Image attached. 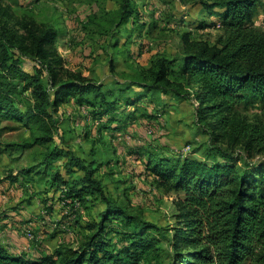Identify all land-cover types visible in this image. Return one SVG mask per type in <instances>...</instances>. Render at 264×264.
Returning <instances> with one entry per match:
<instances>
[{"label":"trees","instance_id":"trees-1","mask_svg":"<svg viewBox=\"0 0 264 264\" xmlns=\"http://www.w3.org/2000/svg\"><path fill=\"white\" fill-rule=\"evenodd\" d=\"M179 1L218 20L214 26L221 35L216 44L185 33L180 56L160 57L114 89L67 69L58 48L63 29L18 17L6 0H0V125L11 120L35 132L31 140L6 147L19 152L46 148L38 164L19 175L27 177L30 187L37 176L49 179L46 193L70 207L75 212L73 225L89 232L79 247H63L38 260L14 255L0 244V264H141L156 250L157 227L109 197L95 178L112 159L94 164L65 146L56 118L65 105L73 103L92 122L87 139L115 138L127 134L123 125L127 119H138L140 110L150 118L157 116L148 107L161 110L170 92L198 103L197 122L211 130L214 140H226L231 148L242 145L249 154L264 153V123L248 122L237 109L264 101V31L255 23L264 12V0ZM117 5L113 26L137 23L141 15L133 0ZM27 61L32 71L26 69ZM114 150L112 156L118 154ZM232 153L210 146L205 161L172 154L155 159L149 155L144 163L160 187L181 195L176 201L180 227L171 240V264H264V161L239 165L242 159ZM90 154L97 155V150ZM142 156L139 153V163ZM97 194L105 202L100 223L83 226L82 216ZM113 223L121 226L123 240L110 238Z\"/></svg>","mask_w":264,"mask_h":264},{"label":"rangeland","instance_id":"rangeland-1","mask_svg":"<svg viewBox=\"0 0 264 264\" xmlns=\"http://www.w3.org/2000/svg\"><path fill=\"white\" fill-rule=\"evenodd\" d=\"M6 1L12 13L18 17H32L40 24L63 29L58 48L66 61L67 69L114 89L124 82L128 83L132 75L149 68L158 58L180 56L183 52V34L191 33L193 40L210 45H215L221 35V31L214 26L218 24L214 16H209L200 8L191 10L179 0H133L139 7L141 17L136 19L137 23L121 28L112 25L120 0ZM188 14L189 17L186 16ZM187 22L191 25L184 24ZM255 23L264 31V12L256 17ZM32 66L29 61L25 64L29 71H32ZM168 95L171 96L164 98L166 104L161 110L155 111L154 106L150 104L153 107L151 113H156L157 116L150 118L140 110L138 119H127L123 125L127 134L121 133L115 138H110L109 135L103 138L93 135L87 139L86 135L93 127L92 122L86 118L82 109L75 106H64L62 113L56 115L57 128L65 133L63 142L67 141L66 147H71L94 164L112 159V164L104 166L95 175L106 194L126 203L133 211L140 213L142 218L157 227L153 232L159 240L156 250L141 264H171V240L180 227L177 222L176 201L181 195L165 191L150 176L144 168L149 155L155 159L157 156L179 154L181 158L187 156L205 161L207 149L210 146H218L242 159L239 165L244 164V161H264V153L249 154L242 145L231 148L226 140H214L211 130L203 123L197 122L196 108L199 105L195 100L179 99L170 92ZM237 109L248 122L264 123V101L240 104ZM33 135V130L18 122L3 121L0 125V156L5 155L9 161L14 162V167L28 168L38 164L40 154L46 150L45 147L35 146L22 152L6 147V144L10 143L22 144L31 140ZM100 140L103 142L100 143ZM115 145H118V148ZM106 147L108 151L105 150ZM93 148L97 150V155L90 154ZM114 149L118 153L116 156L111 155L115 152ZM139 153L144 155V161L141 163L137 161ZM117 159L119 161L115 162ZM61 165L59 162L58 168ZM37 178L34 186L25 193L26 197L20 202L26 206L29 201L33 202L28 216L24 218L30 217V220L23 224L29 225L26 229L30 228L35 233L38 241H34V244L39 245L40 241H46L48 250L54 252L63 247H79L85 242L89 232L80 225H73L75 212L70 207L56 200L53 193H46L49 179L44 181L40 176ZM31 194L40 196L31 200ZM41 196L46 201L43 202ZM20 203L15 206L13 204V207L6 211L21 213L19 210L24 209L18 208ZM104 209L105 202L97 194L82 216L83 226L93 223L98 225ZM31 211H34L33 215ZM34 216L39 219L44 216L43 222L53 227L52 234L43 233L42 230L31 226L35 220ZM7 217L4 215L3 218ZM109 226L112 229L110 238L115 239V242L123 240L119 223Z\"/></svg>","mask_w":264,"mask_h":264},{"label":"crops","instance_id":"crops-1","mask_svg":"<svg viewBox=\"0 0 264 264\" xmlns=\"http://www.w3.org/2000/svg\"><path fill=\"white\" fill-rule=\"evenodd\" d=\"M141 104H145V101H142ZM65 106H75L73 103ZM76 107V106H75ZM65 107H63L64 109ZM151 106L148 107V112L152 111ZM62 109V110H63ZM62 110L60 113H62ZM116 148H118V145ZM10 169H12L10 171ZM25 169V167H14V162L9 161L7 157L0 156V244L6 247V249L14 254V255H24L27 259L30 260H38L39 258L51 255L54 251L48 250L49 248L45 245L46 241H40L39 245L34 244V241H38L37 239L31 240L27 236V231H31L35 234L29 227V225H24L29 213V208L33 204V202H28L29 205L21 204L20 202L23 200L26 192H29L30 186L27 183V177L19 175V172ZM36 196H40L37 194H31L30 199H37ZM44 196V195H43ZM41 196V199L43 198ZM26 197V196H25ZM42 201H46L42 199ZM18 208H23L24 211L19 210L21 213H13L11 211H6V209L13 207L19 204ZM47 206V204L45 205ZM34 211H31V215H33ZM48 212V211H47ZM5 213V214H3ZM3 214V215H2ZM40 214V212H39ZM4 215H7V218H3ZM35 217V216H34ZM40 217V216H39ZM34 223L31 226H34L38 230H42L44 233L52 234L53 227L44 221V216H41L40 219L35 217L33 220ZM46 225V226H44ZM22 232V234H21ZM55 233V231H54Z\"/></svg>","mask_w":264,"mask_h":264},{"label":"built area","instance_id":"built-area-1","mask_svg":"<svg viewBox=\"0 0 264 264\" xmlns=\"http://www.w3.org/2000/svg\"><path fill=\"white\" fill-rule=\"evenodd\" d=\"M27 236L31 239V240H34L36 239L35 235L31 232V231H27Z\"/></svg>","mask_w":264,"mask_h":264}]
</instances>
